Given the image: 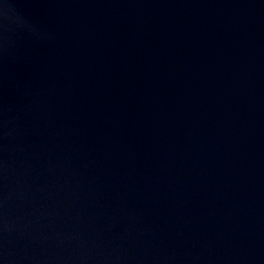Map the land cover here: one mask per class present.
<instances>
[{
	"label": "water",
	"instance_id": "obj_1",
	"mask_svg": "<svg viewBox=\"0 0 264 264\" xmlns=\"http://www.w3.org/2000/svg\"><path fill=\"white\" fill-rule=\"evenodd\" d=\"M0 264H264V0H0Z\"/></svg>",
	"mask_w": 264,
	"mask_h": 264
}]
</instances>
